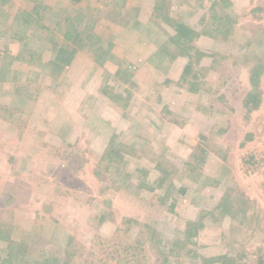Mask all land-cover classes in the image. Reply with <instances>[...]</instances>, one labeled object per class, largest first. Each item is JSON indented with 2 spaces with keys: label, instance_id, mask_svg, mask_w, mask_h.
Wrapping results in <instances>:
<instances>
[{
  "label": "rangeland",
  "instance_id": "374dc122",
  "mask_svg": "<svg viewBox=\"0 0 264 264\" xmlns=\"http://www.w3.org/2000/svg\"><path fill=\"white\" fill-rule=\"evenodd\" d=\"M3 260L264 264V0H0Z\"/></svg>",
  "mask_w": 264,
  "mask_h": 264
},
{
  "label": "trees",
  "instance_id": "16d2710c",
  "mask_svg": "<svg viewBox=\"0 0 264 264\" xmlns=\"http://www.w3.org/2000/svg\"><path fill=\"white\" fill-rule=\"evenodd\" d=\"M83 34H84V32L81 30V31H79L78 33H76V35L75 36H73L72 35V32H68L67 33V36L70 38V39H76V38H78V39H82L83 38ZM64 52L65 53V51H64V49H60V52ZM7 261H5V260H3V261H0V264H7L6 263Z\"/></svg>",
  "mask_w": 264,
  "mask_h": 264
},
{
  "label": "crops",
  "instance_id": "0c3cea01",
  "mask_svg": "<svg viewBox=\"0 0 264 264\" xmlns=\"http://www.w3.org/2000/svg\"><path fill=\"white\" fill-rule=\"evenodd\" d=\"M62 50V49H61ZM64 51H66V50H64ZM62 52V51H61ZM79 55H81V52H77L76 54H75V52L73 53V58L72 59H70L69 60V62L67 61V65H70V64H72L73 62H75V61H77V59H78V57H79Z\"/></svg>",
  "mask_w": 264,
  "mask_h": 264
}]
</instances>
